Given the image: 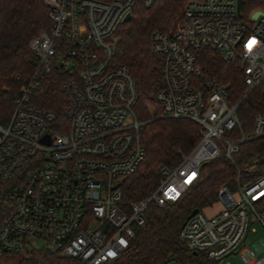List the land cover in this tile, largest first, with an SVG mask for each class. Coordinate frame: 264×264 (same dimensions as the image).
Instances as JSON below:
<instances>
[{"label": "built area", "instance_id": "built-area-1", "mask_svg": "<svg viewBox=\"0 0 264 264\" xmlns=\"http://www.w3.org/2000/svg\"><path fill=\"white\" fill-rule=\"evenodd\" d=\"M137 1L45 0L51 27L31 40L35 69L15 98L10 123L0 125V256L48 249L83 264L117 259L146 222L151 202L179 201L206 163L233 160L245 141L264 137V116L245 131L229 87L198 62V52L210 48L238 61L251 89L264 82V11L252 20L258 10L247 19L239 0H192L172 33L153 34L151 50L164 57V88L155 97L162 116L196 121L201 138L178 165L161 167L148 198L124 199V180L146 150L134 111L135 78L111 60L114 34ZM53 70L65 76L62 118L32 103ZM235 182L219 188V211L199 209L179 237L212 261L237 253L244 264H264V240L243 244L254 222L264 227V174L249 181L239 174ZM162 264L183 263L169 256Z\"/></svg>", "mask_w": 264, "mask_h": 264}, {"label": "trees", "instance_id": "trees-1", "mask_svg": "<svg viewBox=\"0 0 264 264\" xmlns=\"http://www.w3.org/2000/svg\"><path fill=\"white\" fill-rule=\"evenodd\" d=\"M192 0H154L148 6L138 0L132 18L122 22L115 32V54L112 64L127 66L135 78L138 100L134 107L139 121L145 160L136 173L125 178L123 197L126 201L148 198L159 186L161 167H174L182 155L189 153L201 138V127L188 118L162 116L155 97L164 88V57L151 50L156 31L172 33L187 4ZM264 11V0H244L243 11L250 15ZM51 21L45 0H0V125L10 123L15 111V98L28 83L36 66V57L30 48L31 40L42 31L49 30ZM198 62L225 83L242 128L250 131L258 115L264 116V82L250 88L238 61L229 62L215 50L206 48L198 52ZM65 76L53 70L32 103L55 112L59 118L67 99L60 85ZM256 165L251 170V165ZM241 174L249 181L264 174V137L247 140L240 151L228 158H217L201 168L200 179L175 202L158 206L151 202L146 222L135 227L130 247L117 259L104 264H162L173 256L183 264H218L204 253L195 254L179 237L184 220L196 209H204L218 201L223 184L232 189ZM15 264H83L48 249L34 250Z\"/></svg>", "mask_w": 264, "mask_h": 264}, {"label": "rangeland", "instance_id": "rangeland-1", "mask_svg": "<svg viewBox=\"0 0 264 264\" xmlns=\"http://www.w3.org/2000/svg\"><path fill=\"white\" fill-rule=\"evenodd\" d=\"M244 12V11H243ZM244 15L246 13L244 12ZM247 19H249V15H246ZM222 208V205L220 203H215L209 207H206L203 209V212H205L207 215H212L219 211ZM251 227L253 228V231L249 232L247 237L244 239L243 244L247 246H255L258 243H260L262 240H264V227L258 223L254 222ZM37 244L39 246L45 245V243L42 240H36ZM27 255L26 252H20V253H4L0 256V264H15L19 260H21L23 257ZM264 253L261 254L263 256ZM218 264H244L241 260V257L234 253L225 259L218 262Z\"/></svg>", "mask_w": 264, "mask_h": 264}, {"label": "water", "instance_id": "water-1", "mask_svg": "<svg viewBox=\"0 0 264 264\" xmlns=\"http://www.w3.org/2000/svg\"><path fill=\"white\" fill-rule=\"evenodd\" d=\"M243 3H244V0H239V7H242ZM260 13H262V11H260V10L256 11V12L253 14V16H252V20H255V19L257 18V16H258ZM131 18H132V13H128V14L126 15L125 19H124V22H127V21L131 20ZM242 100H243V99H242ZM242 100H241V101H242ZM241 101L238 103V106H239V104L241 103ZM198 211H199V208L194 209V210L191 212V214H190L187 218H189V217H191L192 215L196 214ZM195 254H197V252H195Z\"/></svg>", "mask_w": 264, "mask_h": 264}]
</instances>
